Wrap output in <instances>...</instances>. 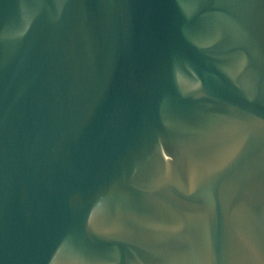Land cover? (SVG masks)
<instances>
[{
    "label": "water",
    "instance_id": "obj_1",
    "mask_svg": "<svg viewBox=\"0 0 264 264\" xmlns=\"http://www.w3.org/2000/svg\"><path fill=\"white\" fill-rule=\"evenodd\" d=\"M0 264H264V0H0Z\"/></svg>",
    "mask_w": 264,
    "mask_h": 264
}]
</instances>
